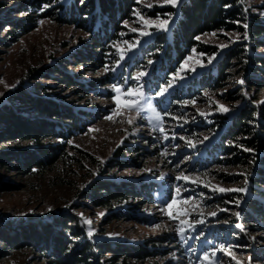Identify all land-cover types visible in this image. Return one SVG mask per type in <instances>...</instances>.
Listing matches in <instances>:
<instances>
[{
    "label": "rangeland",
    "instance_id": "374dc122",
    "mask_svg": "<svg viewBox=\"0 0 264 264\" xmlns=\"http://www.w3.org/2000/svg\"><path fill=\"white\" fill-rule=\"evenodd\" d=\"M20 1L0 0V40L6 42L0 45V105L19 83L24 82L33 90L41 84L47 87L48 94L73 102L95 113V117H89L93 123L85 132L67 141L69 157L65 156L51 168L27 175L24 170L10 167L11 164L0 165L1 222L12 227L21 221L49 219L53 214L70 211L80 217V223L88 235L91 232L89 237L93 241L140 243L164 236L160 247L167 248L168 253L155 258L156 264H264V226L255 221L245 222L240 210L244 197L253 188L250 181L255 160L245 158L237 164H228L225 159L233 160L237 153L215 152L216 159L209 155L219 130L215 124L221 115L233 114L246 104L264 103V87L252 86L242 79L245 71L254 74L256 70H246L243 64L234 65L221 85L201 88L196 95L183 93L189 81L193 84L199 74L213 68L223 51L244 40L241 32L218 30L200 35L198 40L211 46L210 51L194 48L176 69L152 81L155 58L150 53L143 54V46L157 32L170 33L183 0L175 5L165 0H140L133 18L123 23L116 41L100 49L98 57L101 59H90L89 54L84 53L89 50L94 54L99 50L88 33L73 25L60 24L51 17L40 18L33 29L18 34L12 21L29 14L13 9ZM244 2L264 18V0ZM149 4L152 7H148ZM167 7L169 9L164 11L157 10ZM172 8L176 11L172 12ZM141 16L153 22L167 20L168 24L165 28L149 27ZM142 32L148 35H141ZM256 52L264 54V47ZM57 66L84 83L108 75L112 79L110 83L94 85L95 89L79 94L76 93L78 87H68L62 81V76L54 69ZM39 70L43 73L35 78L31 73ZM141 72L145 75L139 81L134 79ZM169 82L171 87H168ZM113 85L123 91L117 94ZM140 86L146 98L142 103L148 102L147 97L152 98L153 107L163 117L164 132L153 129L147 119L151 115L147 108L139 115L134 109L124 107L127 89L135 90ZM161 87L167 91L156 96ZM114 96L121 101L119 108ZM220 105L228 110L224 111ZM109 116L112 119H107ZM262 116L258 118L264 119ZM129 119L133 122L128 123ZM165 134L168 139H164ZM5 146H11V142ZM112 160L121 166H109ZM102 169L109 171L101 173ZM100 175L117 181L130 180L140 186L149 183L153 200L146 195L110 207H95L83 197V192ZM181 175L189 179H177ZM254 186L261 193L264 191V183L256 182ZM218 188L245 190L221 192ZM234 196L238 202L233 201ZM173 198L176 203L169 209L167 205ZM185 200L187 204L183 203ZM185 209L189 215H184ZM168 212L175 218L169 217ZM213 212L216 214L211 215ZM2 249L9 253L0 257V264L39 261L40 253L31 247L6 248L0 239ZM205 253L209 255L207 260Z\"/></svg>",
    "mask_w": 264,
    "mask_h": 264
},
{
    "label": "trees",
    "instance_id": "16d2710c",
    "mask_svg": "<svg viewBox=\"0 0 264 264\" xmlns=\"http://www.w3.org/2000/svg\"><path fill=\"white\" fill-rule=\"evenodd\" d=\"M139 1L22 0L13 9L29 14L12 22L18 34L33 29L40 18L51 17L60 24L73 25L88 33L94 47L99 49L94 54H90L89 50L84 52L89 54L88 58L101 59L98 57L100 49L116 41L123 23L133 18ZM44 5L48 7L44 8ZM166 9L169 8L157 10ZM171 11L176 10L172 8ZM218 30L240 31L244 40L223 51L215 60L213 68L199 74L193 84L189 81L184 95H196L201 88L221 85L229 76L228 71L240 64L246 70H256L254 74L245 71L243 81L252 86L264 87V54L256 52L258 48L264 47V18L240 0H183L170 33L157 32L143 46L142 53H150L155 58L152 81L160 78L162 73L176 69L194 48L202 52L210 51L212 47L202 44L197 37ZM0 45H6V42L0 40ZM54 69L68 87H78L76 93L79 94L95 89L94 85L110 83L112 79L108 75L84 83L64 68L57 66ZM40 73H43L42 70L31 74L36 78ZM47 92L44 85L37 84L33 90L22 82L10 91L7 100L0 105V165L11 164L10 167L24 170L23 173L27 175L36 174L35 170H47L65 156L69 157L67 141L85 132L93 123L89 117H95V113ZM258 115L264 117V103L257 106L246 104L233 114L221 115L222 118L215 124L219 130L217 138L211 143L209 155L216 159L215 152L237 153L235 159H225L224 162L228 164H237V161L245 158L255 160L250 181V188H253L240 206L241 218L245 222L255 221L264 226V191L261 193L254 186L256 182L264 183V119L258 118ZM56 139L64 142H54ZM234 141L238 144H228ZM10 142L11 146H5ZM110 163L112 167L121 166L114 164L113 160ZM100 171L108 173L109 170ZM149 189V183L140 186L130 180L117 181L100 175L84 189L83 197L95 207H110L146 195L153 200V192ZM227 196L230 197V194ZM232 199L238 202L236 196ZM80 221V217L70 211L53 214L49 219L21 221L19 226L12 227L0 220V239L6 248L31 247L39 252V261L33 260L28 264H156L155 258L168 253L167 248L160 247L161 242L165 241L164 236L140 243L93 241ZM8 253V250L2 249L0 257Z\"/></svg>",
    "mask_w": 264,
    "mask_h": 264
},
{
    "label": "snow or ice",
    "instance_id": "6c2138e0",
    "mask_svg": "<svg viewBox=\"0 0 264 264\" xmlns=\"http://www.w3.org/2000/svg\"><path fill=\"white\" fill-rule=\"evenodd\" d=\"M166 3H169V4H173L175 5L178 0H165ZM241 3H244V0H240ZM148 7H152L151 4L147 5ZM44 8L48 7V5H44L43 6ZM43 10V8L41 9ZM137 15H139V13H137ZM140 19L143 21V23L146 25V26H149V27H152V26H155L157 28H165L166 25L168 24V21L167 20H159L158 22H153V21H150V20H145L142 16L140 17ZM245 27H247V25H245ZM133 31H136V29H133ZM141 35H148L147 32H142ZM197 39H199V37H197ZM221 47H224V45H221ZM195 51V50H193ZM121 59L124 58V55H123V50H121ZM149 63H151V61H149ZM185 67V65H181V68L183 69ZM106 71L108 70L107 68L105 69ZM145 73L141 72L139 73L134 79H136L137 81L140 80V78L142 76H144ZM175 79V77H174ZM239 83H243V81H239ZM172 84L171 82H169L168 84V87H171ZM14 87V85H13ZM113 89L114 91L119 94L123 91V89L120 87V86H117V85H113ZM167 91V88L165 87H161L160 88V91L156 93V96H161L163 95L165 92ZM126 95V100H125V103H124V107L128 108V109H134L139 115H142L143 114V111L145 110V108H147L150 112H151V115L147 117V119L149 120V122L152 124V127L153 129H158L160 132H164V128H163V117L161 116V114L159 112L156 111V109L153 107L152 103H151V97H147V100L148 102L146 104L142 103V101H144L146 98H145V94L142 90V86H140L139 88L137 89H132V88H128L127 89V93L125 94ZM113 100H115L116 102V105H117V108H119L121 106V101L120 99L117 97V96H114L113 97ZM188 103V102H186ZM194 103V102H193ZM221 109H223L224 111H227L228 109L224 108L222 105L219 106ZM201 115H204V113H201ZM107 119H112V116H109L107 117ZM133 121L131 119L128 120V123H132ZM164 139H168V136L167 134L164 135ZM205 139H207V137H205ZM189 146H193L191 143H189ZM177 179H184V180H188L189 177L187 176H184V175H181L179 177H177ZM197 181H193V183H196ZM217 190L221 191V192H224V191H244L245 189H225V188H218ZM176 192L179 193L180 192V189L177 188L176 189ZM176 203V200L175 198H173L172 202L169 203L167 205V207L169 209H171L173 207V205ZM183 203L187 204L188 201L185 200L183 201ZM194 207H198V205H194ZM216 213H211V215H215ZM168 215L169 217L171 218H175L173 217V214L171 212H168ZM184 215H189L188 211L185 209L184 210ZM236 215L238 216L239 213H236ZM85 223H91L90 221H87L85 220L84 221ZM192 225L189 224V227H191ZM184 229L181 228L180 229V232L183 233ZM89 235H91V232H89ZM221 250H224V251H227L226 249H221ZM213 256H215V252L212 253ZM204 259L207 260L209 259V255L208 253H205L204 254ZM237 264H239V262H237Z\"/></svg>",
    "mask_w": 264,
    "mask_h": 264
}]
</instances>
